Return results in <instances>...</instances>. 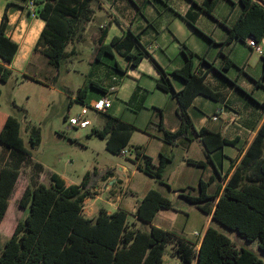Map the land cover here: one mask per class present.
<instances>
[{
	"label": "trees",
	"instance_id": "obj_1",
	"mask_svg": "<svg viewBox=\"0 0 264 264\" xmlns=\"http://www.w3.org/2000/svg\"><path fill=\"white\" fill-rule=\"evenodd\" d=\"M92 1L33 0L34 13L44 22L35 50L40 46V53L51 66L57 68L63 57L76 54L74 48L70 52L66 48L82 37ZM217 1L206 0L200 7L201 11L212 15ZM258 1L240 0L241 14L227 28L228 36L224 44L234 41L246 43L250 39L261 44L264 40V7ZM7 25L8 16L5 12L0 25L2 83L7 82L12 75L8 66L13 63L18 51V44L6 35ZM134 47L139 48V52H132ZM181 52L186 60L185 65L172 72H166L154 62L160 73L156 87L175 100L176 115L180 121L177 130L168 131L163 123V111L155 108L159 117L157 125L167 144L177 145L182 140L192 142L195 138L201 141L207 162L187 159L188 164L200 168H206L208 163L214 166L211 154L227 145L240 151L239 139H228L220 132L207 128L197 130L190 108L198 96L219 101V93L205 83L207 72L214 69L223 76V71L233 63L227 59L224 67L216 69L202 58V63L210 66V69L199 74L194 63L195 53L185 45L181 46ZM115 53L126 59L125 70L117 62L113 65L115 70L123 74L130 68H137L140 61L149 56L140 44V37L129 33L124 37H114L109 44L95 43L90 63H103L105 56L114 57ZM262 59L261 79H264V56ZM24 76L40 82L34 75ZM169 76L183 82L181 90H174ZM90 89L103 94L108 92L97 82L90 81L78 90L75 100L84 104ZM1 95L0 90V98ZM261 106L264 107V103ZM103 114L106 115L103 128H93L90 135L106 139V149L110 153L123 155L122 151L129 146L137 127L108 112ZM67 119L65 115L64 120ZM151 125L152 121L144 130L148 131ZM20 134L17 119L0 116V141L5 145L1 159L7 157L0 169V226L21 170L28 165L34 169L18 201L19 207L28 209L29 213L17 223L11 237L0 246V264H164L168 244L172 245V253L179 258L180 264H264L253 251L244 247L237 248L228 236L212 226H208L204 234L202 232L200 241H191L173 231L154 226L157 213L172 208L171 201L156 189L146 193L134 214L136 220L151 224L149 232L138 228L135 221H129L131 214L125 209L108 213L101 208L96 217H86L85 200L94 197L96 192L92 189L98 181L107 179L111 172H87L80 184L71 185L53 173L48 185L41 183L38 177L43 171V165L33 162ZM30 140L33 148L40 144L38 131L33 130ZM135 150L134 163L137 168L166 185L164 172L173 157L160 153L159 163L155 165L153 158L146 155V148L136 146ZM236 162L237 159H232L224 173L215 168V176L207 180L201 177L198 195L186 193V189H183L179 196L196 205L212 221L236 231L246 242L257 241L258 249L264 253V121L237 165ZM216 181V190L209 193V188Z\"/></svg>",
	"mask_w": 264,
	"mask_h": 264
},
{
	"label": "crops",
	"instance_id": "obj_2",
	"mask_svg": "<svg viewBox=\"0 0 264 264\" xmlns=\"http://www.w3.org/2000/svg\"><path fill=\"white\" fill-rule=\"evenodd\" d=\"M205 1L93 0L89 7V15L83 25V41L81 42L83 44L89 42L90 47L93 46L94 49L95 43L109 44L114 37H124L129 35V33L138 35L141 46L147 50L149 56L144 57L137 68H130L123 74L115 70L111 65L102 62L91 63L93 71L89 82H97L108 92L99 95L92 94L90 102L92 103L104 96H108L110 98H119L123 103L129 102L132 107L140 108L138 102L140 100L144 102L147 94L152 93L166 105L170 104L169 112L163 115V123L165 128L172 132L177 130L180 124L176 115L177 103L174 99L157 89L156 80L160 77V73L154 62L166 72L182 68L186 60L181 52V46L185 45L195 53L194 63L195 68H198L197 73L199 74L210 69V66H205L202 63V58L216 69L224 67L227 59L233 63L229 69L223 71V76L214 69L208 70L205 83L219 93L220 99L219 101H213L203 96H198L190 108V114L197 130L207 128L214 132H220L228 139L238 138L240 151L236 147L227 145L221 150L212 153L211 158L214 166L208 163L206 168H201L203 173L195 178L198 184L201 177L205 179L204 175L206 176L208 171V177L215 176V168L217 170L220 169L224 173L232 159H237V165L264 121V107L261 106L264 103V79H261L263 71L262 57L264 55L257 54L248 42L234 41L224 44L228 36L227 28H230L241 14L242 6L240 0H218L212 15L201 11L200 7L204 5ZM262 1L264 2V0ZM31 2L33 0H0V25L6 12L8 16L6 35L18 44L16 57L13 63L8 66L13 73L15 71H24L31 57L41 54V47L38 46L36 50L35 47L44 27V22L33 14L35 6L34 4L31 5ZM258 2L264 7V3ZM260 45L264 51V40ZM132 52H139V48L134 47ZM22 55H24V58L21 57ZM126 64L127 62H125V67ZM120 67L124 69L121 65ZM169 78L175 91L182 89L183 82L181 80L173 76H169ZM0 83L2 82L0 81ZM112 87L115 88L113 91ZM126 88H128L127 91L125 90ZM159 93H162L161 95L163 96H160ZM246 94L250 95V97ZM245 96L246 98L248 97V100H244ZM112 109L113 104L108 113L135 125L137 130L146 128L147 125L145 123H135L129 117L116 115L111 111ZM214 114H217L218 117L216 121L212 119ZM245 135L251 136L250 139H244ZM196 139L198 138L188 144L191 145ZM184 141L182 140L178 144H185ZM226 147L231 149L228 154L225 153ZM4 148V143L0 141L1 167L5 164L7 158L1 159ZM237 151L240 152L239 158L235 156ZM146 155H148L147 149ZM228 161L229 165L227 167ZM153 163L157 165L154 158ZM134 164L135 168L131 173V178L144 174L137 168L136 163ZM44 170L45 166L43 165V171L38 177L41 183H43L42 174ZM124 170L127 172L129 168L124 167ZM24 171V169L21 170L20 176ZM110 172L108 178L102 180V185L99 184L92 189L93 192H96L93 197L95 199L100 198L103 191L110 193V198L107 200L108 207L95 208L93 205L92 210L86 215V203L91 200V198H87L84 208L85 216L94 218L98 215L101 208L106 209L108 213H113L118 209H125L131 213L137 224L138 220H136L134 214L139 203L150 189L138 195L136 189L132 187L131 178L126 177L123 180L113 171ZM33 173L34 171L30 173L28 178L24 179L25 187L21 194L29 184ZM58 175L64 179L67 185L75 184L65 174L58 173ZM216 183L217 181L213 184ZM122 185L127 186V190L130 191L132 196L136 195L134 200L126 197L127 190L122 194L119 193L118 188ZM160 192L162 193V191ZM208 226H211L210 216H208V223L202 231L203 234ZM202 232H200L199 241L203 237ZM173 258L177 260V264H180L178 257L173 255ZM165 262L164 255V264Z\"/></svg>",
	"mask_w": 264,
	"mask_h": 264
},
{
	"label": "rangeland",
	"instance_id": "obj_3",
	"mask_svg": "<svg viewBox=\"0 0 264 264\" xmlns=\"http://www.w3.org/2000/svg\"><path fill=\"white\" fill-rule=\"evenodd\" d=\"M82 41L80 37L67 46L66 51L70 52L75 48L77 52L75 55L63 57L57 68L51 66L45 56L37 54L31 57L24 71H15L7 82L0 83L2 92L0 116H12L18 120L20 135L25 148L31 153L33 162L45 166L42 181L47 185L53 173H63L75 184H80L87 172L93 173L95 170L100 174L113 171L123 180L126 177L131 178L135 168L136 146L146 148L147 154L155 159L156 164L159 163L160 153L172 156L173 161L168 163L164 172V180L170 187L145 174L132 177V187L136 189L138 195L148 189L160 190L171 201L172 208L161 210L155 219L154 226L173 231L185 239L198 241L199 237L195 236V232L203 231L208 223V215L200 211L196 205L181 198L179 193L183 189L192 195L199 193L195 178L203 173V169L189 165L186 160L207 161L203 144L199 139L191 145L187 140L184 141L185 144L165 143L157 125L158 117L155 108L161 109L165 115L170 110V104L166 105L152 93L147 94L144 102L141 100L138 102L140 108L132 107L129 102L123 103L119 98H111L113 104L111 111L116 115L129 117L131 121L139 124L148 125L152 121L148 131L143 128L134 132L129 146L125 149L126 155L110 153L106 149V139L90 135L93 128H103L106 121L105 114L89 110L86 118L91 124L88 127L80 128L71 125L69 118L78 116L83 107L90 106L92 94H101L98 90L90 89L84 104L75 100L78 90L89 83L93 71V65L90 63L93 46L90 47L89 42L83 44ZM116 62L125 69L126 59L118 53H115L114 57L105 56L103 59L104 64L111 66ZM24 75H34L40 82L28 79ZM125 90L127 91L128 88ZM159 94L163 96L162 93ZM247 98L245 96L244 100H248ZM65 115L68 116L67 121L64 120ZM33 130L38 131L41 139L40 144L34 148L30 140ZM250 137L245 135L244 139L249 140ZM230 151L229 147L225 148V153L228 154ZM239 155L240 152L237 151L236 158H239ZM228 165L229 161L227 167ZM124 167L129 168V171L125 172ZM23 169L25 171L17 181L9 208L0 226V246H3L4 242L11 237L17 223L29 213L28 209L19 207L18 201L25 187L24 179L28 178L34 169L31 165ZM208 173L209 171L206 176L204 175L206 180L210 178ZM101 183L102 180L98 181L97 186L102 185ZM216 186L217 183L213 184L209 188V193H213ZM126 190L125 185L118 188L121 194ZM126 197L134 200L136 195L132 196L127 190ZM109 198L110 193L107 191H103L98 199L91 198L86 203V215L92 210L93 205L95 208L108 207ZM129 221H134L132 215H129ZM211 226L228 236L237 248L244 247L253 251L264 262V253L258 249L257 241L248 243L236 231L229 230L212 220ZM137 227L149 232L151 224L138 220ZM165 260V264H177V260L173 258L171 244L166 246Z\"/></svg>",
	"mask_w": 264,
	"mask_h": 264
},
{
	"label": "built area",
	"instance_id": "obj_4",
	"mask_svg": "<svg viewBox=\"0 0 264 264\" xmlns=\"http://www.w3.org/2000/svg\"><path fill=\"white\" fill-rule=\"evenodd\" d=\"M31 5H33V2H31ZM33 14L35 15L34 12H33ZM248 43H250L252 49L257 54H259L261 56L264 55L263 48L261 47L260 44H257L253 39H250ZM196 72H198V68H196ZM114 89L115 88L112 87V91ZM111 106H112L111 98L108 97V96H104V97L92 102L89 107H83L82 111L78 114V116L69 118V123L71 125H74V126H79L80 128H86V127H88L91 124L90 120H88L86 118L89 110H92V111H95V112H99V113H106V112L109 111ZM212 119L216 121L218 119L217 114H214L212 116ZM122 154L126 155L127 151L123 150ZM195 236L200 238L201 237V233L195 232Z\"/></svg>",
	"mask_w": 264,
	"mask_h": 264
},
{
	"label": "bare ground",
	"instance_id": "obj_5",
	"mask_svg": "<svg viewBox=\"0 0 264 264\" xmlns=\"http://www.w3.org/2000/svg\"><path fill=\"white\" fill-rule=\"evenodd\" d=\"M28 48V47H27ZM22 58H24V55L21 56Z\"/></svg>",
	"mask_w": 264,
	"mask_h": 264
}]
</instances>
